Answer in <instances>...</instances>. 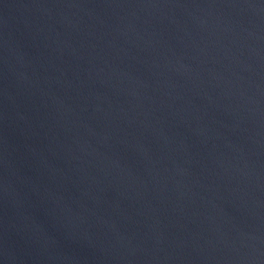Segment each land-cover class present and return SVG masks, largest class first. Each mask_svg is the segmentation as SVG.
Returning a JSON list of instances; mask_svg holds the SVG:
<instances>
[{"label":"water","instance_id":"obj_1","mask_svg":"<svg viewBox=\"0 0 264 264\" xmlns=\"http://www.w3.org/2000/svg\"><path fill=\"white\" fill-rule=\"evenodd\" d=\"M0 264H264V0H0Z\"/></svg>","mask_w":264,"mask_h":264}]
</instances>
